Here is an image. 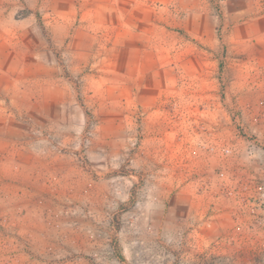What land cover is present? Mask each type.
<instances>
[{
	"label": "rangeland",
	"instance_id": "rangeland-1",
	"mask_svg": "<svg viewBox=\"0 0 264 264\" xmlns=\"http://www.w3.org/2000/svg\"><path fill=\"white\" fill-rule=\"evenodd\" d=\"M0 264H264V0H0Z\"/></svg>",
	"mask_w": 264,
	"mask_h": 264
}]
</instances>
